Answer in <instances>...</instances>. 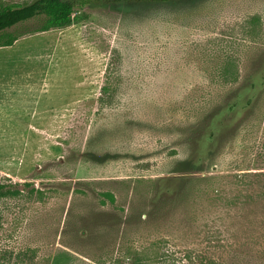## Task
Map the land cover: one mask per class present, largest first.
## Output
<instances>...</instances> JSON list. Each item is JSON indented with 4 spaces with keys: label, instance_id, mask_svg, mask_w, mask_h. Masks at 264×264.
I'll list each match as a JSON object with an SVG mask.
<instances>
[{
    "label": "rangeland",
    "instance_id": "rangeland-1",
    "mask_svg": "<svg viewBox=\"0 0 264 264\" xmlns=\"http://www.w3.org/2000/svg\"><path fill=\"white\" fill-rule=\"evenodd\" d=\"M73 16L41 32L21 22L0 47V183L20 190L0 197V264H118L122 250L172 235L190 245L209 227L264 264L248 241L264 234V89L185 192L151 203L205 116L264 63V0Z\"/></svg>",
    "mask_w": 264,
    "mask_h": 264
},
{
    "label": "trees",
    "instance_id": "trees-1",
    "mask_svg": "<svg viewBox=\"0 0 264 264\" xmlns=\"http://www.w3.org/2000/svg\"><path fill=\"white\" fill-rule=\"evenodd\" d=\"M195 1L197 0H34L16 5L1 4L0 47L12 45L18 40L17 35L8 31L21 22L33 18L40 19L42 23L36 28L37 32L67 28L75 20L73 16L75 10L90 4L105 6L114 3L126 9L161 10L185 2L193 4ZM262 89H264V63L261 68L251 72L223 103L215 106L201 121L192 135L191 154L178 162L174 168L176 173L157 180L152 205L160 206L176 199L185 192V188L195 174L206 170L208 161L221 150L237 125V116L242 112H247L256 104ZM19 193L20 190L17 188L0 183V197L15 196ZM256 234L254 233L255 236L249 238L248 241L256 237L261 242L260 246L264 247V234ZM195 239L189 245L180 236L157 238L148 246L134 248L131 252L122 250L117 263L253 264L245 261L241 251L236 247L242 237L238 241V237L229 230L209 227L197 233Z\"/></svg>",
    "mask_w": 264,
    "mask_h": 264
},
{
    "label": "crops",
    "instance_id": "crops-1",
    "mask_svg": "<svg viewBox=\"0 0 264 264\" xmlns=\"http://www.w3.org/2000/svg\"><path fill=\"white\" fill-rule=\"evenodd\" d=\"M6 91H8V90H6ZM1 94H2V96L3 95H5L6 94V92L5 91H3V90H1ZM39 92H40V94H39V98H37V96L36 97H34L35 99L34 100H31V101H33V102H35V104H37V101L36 100H38V103H39V105L41 106V108H42V89L41 88H39ZM32 102V103H33ZM35 104H34V106H35ZM32 106H33V104H31ZM32 106H30L31 108H32ZM25 106H23V108H24ZM28 106L26 105V108H27ZM30 107H28V108H30ZM26 108H24V110H26ZM36 107H34V109H35ZM40 109V108H39ZM37 113V112H36Z\"/></svg>",
    "mask_w": 264,
    "mask_h": 264
}]
</instances>
